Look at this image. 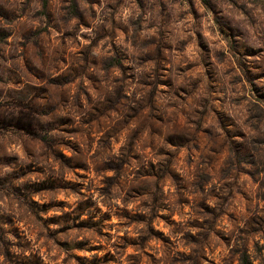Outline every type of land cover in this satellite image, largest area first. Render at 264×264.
I'll return each instance as SVG.
<instances>
[{
	"label": "clouds",
	"instance_id": "obj_1",
	"mask_svg": "<svg viewBox=\"0 0 264 264\" xmlns=\"http://www.w3.org/2000/svg\"><path fill=\"white\" fill-rule=\"evenodd\" d=\"M169 8L174 13H179L187 9L185 3L183 8L179 4L167 0ZM150 10L141 11L135 0H100V3H89V0H76L77 7L83 13L86 23L72 15L71 9L73 0H0V11L5 15L14 17L11 23L0 20V29L6 30L8 39L0 43V75H7L8 70L15 71L21 76L22 82L16 84L0 83V90L15 96L20 93L27 96V100L19 102L27 104L29 107L47 111L52 107L57 110L54 116H41L39 121L42 127H53L60 118H71L73 126L67 130L53 131L50 133L54 137V143L66 141H78L82 148H86V141L82 135L73 134L76 129L82 128V121L92 114L93 108L101 111L111 108L110 124L123 123L124 117L134 114L133 109L140 111L143 109V123L133 120L118 139L113 140L104 152L103 159L112 165L113 168L125 161H129L125 173V180L128 183L139 184L135 179V173L139 170H151L155 167L158 171L174 170L178 171L180 179L190 187L193 195L191 208H186L182 215L175 219L180 222L186 231L196 235L200 229L187 228L189 222L205 220L213 224L216 228H222L225 232L233 234V245L236 246L240 237V229L245 227L243 222L230 223L222 219L220 223H215L213 218L205 215H197L195 202L206 199L207 204L216 207L219 203L215 197L207 196V193L218 192L228 181H233L238 168L251 169L253 165L264 168V144L259 145V153L255 160H248L252 149L256 147L254 139H264V104L259 103L251 95V88L245 78V69L257 71L254 67L260 57H234L227 41L217 37L212 45V53L201 56L196 47V28L190 14L179 24L161 21L160 7L158 0H148ZM241 6L248 4V0H240ZM111 5V7H110ZM200 12L205 13V9L197 0ZM248 8H253L248 4ZM236 19L244 24L251 33L247 17L242 12L234 13ZM257 32L264 29V13L258 12ZM49 25L59 28L55 32L57 37L53 45H47L41 49V56L33 59V52L30 48H25L26 37L37 31L52 29ZM214 28L215 25H212ZM126 29V31L124 30ZM64 33L69 34L66 44H62L59 37ZM169 33H175L176 38L171 41L174 46L182 47V53H178L172 63L168 65L169 72L154 74L153 69L156 64L148 60V56L155 51L154 47H145L144 44H151L153 40L165 43ZM103 37V38H101ZM255 40V36L252 37ZM243 43V42H241ZM66 55L67 62H59L60 56ZM171 56V54H168ZM227 57L226 63H220L218 58ZM117 58H121L127 72L115 64ZM49 59L57 62V67L46 66ZM202 59L209 63L207 73L202 64ZM28 61L33 70L37 73L46 72L49 79L60 76H71L74 83L67 89L61 90L67 95L62 96L54 89L50 93L51 99H39L35 96H28L34 88L43 91L41 85L46 81L28 78L25 71V61ZM147 61V62H145ZM192 65L198 67L190 71H178L187 69ZM216 67L225 70L227 96H225V82H222L217 75ZM171 76L172 87H167L165 83H159L157 76ZM79 76V79H75ZM128 76L133 79H128ZM98 83L94 86L92 81ZM135 81V82H134ZM143 81V83H141ZM194 93V95L181 99L183 91ZM179 95H176V94ZM68 101L67 107H62L61 100ZM7 95H0V103L7 102ZM225 101L227 106L225 107ZM81 106H77V105ZM31 113L24 108L2 109L0 118L23 121L25 117H30ZM151 117H157L153 120ZM145 125H151V130L158 133L157 136H149V129ZM144 128L142 141L134 142L130 138L132 130ZM242 129V131H241ZM93 129V137L99 140L102 135ZM154 141L149 147L146 141ZM181 141L186 144L183 149H177L172 143L167 141ZM16 151L20 157V166L29 165V158L19 148L10 149ZM99 149L98 145H93L89 155ZM169 153L168 155L162 154ZM177 153L179 156L177 157ZM65 155L72 157V152ZM136 155L137 159L131 160V156ZM173 157L180 161L179 166L173 162ZM91 163V162H90ZM211 165V167H210ZM257 168V170H259ZM10 172L11 169H5ZM3 175V173H0ZM104 175L116 177L115 171H108ZM264 178V171L260 172ZM55 179L76 180L71 173L57 171ZM26 179L38 181L35 175ZM248 180V177H242ZM95 181V184L93 183ZM23 183V181H21ZM85 189L80 196H72L68 199L69 208L64 211H78L81 205L91 202L95 206L93 214H103L109 211L115 213L118 209H124L131 213H150V207H141V200H134L124 203L121 198L107 199L100 196L95 188L99 184V178L95 173L90 179L83 181ZM196 185L204 187L201 193ZM163 194L169 196L171 200L176 197V189L171 181L160 185ZM252 204L264 209V200H257V192L264 193V188L259 185H251ZM89 189H92L90 192ZM155 191V188L152 189ZM40 203L43 201L36 198ZM57 199L65 200V196L60 195ZM142 200L151 205L150 197H143ZM7 202L0 200V208L7 210ZM235 211L240 216L241 221L247 217L245 202L242 197H237L235 208L227 209ZM56 214H60L57 212ZM7 228V225L4 226ZM19 227L28 234V228L24 223ZM122 234V233H121ZM136 233H132L135 235ZM8 240L16 242V237L7 236ZM28 239H32L28 235ZM79 239H85L80 236ZM97 243L96 240L92 241ZM264 244V241H261ZM194 247V246H193ZM249 247H251L249 245ZM13 252L20 253L21 248L14 247ZM185 252L192 251V248L185 247ZM24 257L29 255L23 253ZM223 257H228V249L223 248L220 253ZM0 264H4V257L0 255Z\"/></svg>",
	"mask_w": 264,
	"mask_h": 264
},
{
	"label": "rangeland",
	"instance_id": "obj_2",
	"mask_svg": "<svg viewBox=\"0 0 264 264\" xmlns=\"http://www.w3.org/2000/svg\"><path fill=\"white\" fill-rule=\"evenodd\" d=\"M89 3H100V0H89ZM123 4L124 0H120ZM141 11L150 10L148 0H135ZM161 14V21L172 24H179L191 15L196 28V47L202 57L209 58L212 53V45L217 37L227 41L234 57H260L254 65L257 71L245 69V78L251 88V95L256 101L264 104V29L257 32L258 12L264 13V0H248V4L241 6L240 0H200V5L206 10L200 12L197 0H172V3L179 4L187 9L174 13L169 8L167 0H158ZM111 7V5H110ZM72 15L86 23L83 13L79 10L76 0H73L71 9ZM242 12L247 17L249 27L236 19L234 13ZM0 20L11 23L14 17L5 15L0 11ZM212 25H215L213 28ZM49 31H37L26 37L25 48L33 52V59L41 56V49L47 45H53L57 39L55 32L60 29L49 25ZM126 31V29H124ZM6 30L0 29V43L8 39ZM255 36V40L252 37ZM103 38V37H101ZM176 38L175 33H169L165 43L153 40L151 44H144L145 47H154L155 51L148 56L156 64L154 74L169 72L168 65L172 63L178 53L183 52L182 47L174 46L171 43ZM62 44H66L69 34L64 33L59 37ZM243 42V43H241ZM168 54H171L169 56ZM220 63H226L227 57L218 58ZM59 62L66 63V55H61ZM147 62V61H145ZM46 66L57 67L55 60L49 59ZM115 64L127 72L122 59L117 58ZM202 64L207 73L209 63L202 59ZM25 71L28 78L46 81L41 85L43 91L33 89L28 96H35L39 99H51L50 93L54 89L62 96L67 95L61 90L67 89L74 83L71 76H60L49 79L46 72L37 73L29 62L25 61ZM198 67L192 65L187 69L178 71H190ZM217 75L222 82H225V96H227L226 71L216 67ZM76 76L75 79H79ZM128 79L133 77L128 76ZM159 83H165L172 87L171 76H157ZM22 82V78L13 70H8L7 75H0V83L16 84ZM135 82V81H134ZM95 86L98 81L93 80ZM143 83V81H141ZM183 91L181 99L194 95ZM7 95V102L0 103L2 109L24 108L31 113L23 121L0 118V200L7 202V210L0 208V255L4 257V264H264V209L259 205L251 207L252 189L251 185H259L264 188V178L260 172L264 168L253 165L251 169L238 168L233 181L226 182L220 191L207 193V196L215 197L219 201L216 207L207 204L206 199L195 202L197 215H205L213 218L215 223L226 219L230 223L243 222L245 227L240 229L238 244L233 245V234L225 232L222 228H216L207 220L200 222H189L187 228L200 229L196 235L184 230L175 217L182 215L186 208H191L193 200L190 198L193 193L190 187L180 179L178 171L157 170L153 167L149 170H139L135 173L136 181L139 184L128 183L125 180V169L129 161L125 160L119 168H113L111 164L102 157L107 151L111 142L119 138L120 134L128 128L133 120L143 123V109L132 110L134 114L124 117V122L110 124L111 108L103 111L93 108L92 114L82 121L83 127L76 129L73 134L82 135L86 141V148L80 146L78 141H66L54 143V137L50 135L53 131L67 130L73 126L71 118H60L53 127H42L39 121L41 116H54L57 108L52 107L47 111H39L29 107L21 100H27V96L16 93L15 96ZM176 95H179L178 93ZM62 107L68 106V101L61 100ZM78 107L81 105H77ZM227 101H225V107ZM155 120L157 117H151ZM149 129V136H157L158 133L151 130V125H145ZM93 129L102 132L99 140L94 139ZM242 131V129H241ZM144 128L138 131L132 130L129 134L134 142L142 141ZM177 149H183L186 144L177 141H167ZM149 147L154 141H146ZM248 160H255L259 153V145L264 144V139L256 138ZM93 145H98L100 150L89 155ZM19 148L29 158V165L20 166V157L16 151L10 149ZM66 152L74 155L69 157ZM168 155L169 153L163 152ZM179 153H177V157ZM173 157V162L179 166L180 161ZM137 159L136 155L131 160ZM91 162V163H90ZM211 167V165H210ZM259 168V170H257ZM5 169H11L5 172ZM71 173L76 180L55 179L57 171ZM108 171H115L116 177L104 175ZM99 178V184L95 191L102 197L109 200L121 198L124 203L134 200H141V207H150V213H131L124 209H118L103 214H93L94 204L89 202L81 205L78 211H64L69 208L68 199L72 196L82 195L85 185L83 181L89 180L91 174ZM37 176L38 181L26 179L29 176ZM248 180H242V177ZM171 181L176 189L174 200L162 193L160 185ZM23 181V183H21ZM95 184V181H93ZM201 193H204L202 185H196ZM155 188V191L152 189ZM91 192L92 189H89ZM63 195L67 199H57ZM242 197L245 202V210L248 212L246 218L241 221L235 211L227 209L235 208L237 197ZM39 197L40 203L36 198ZM150 197L151 205L141 198ZM257 200H264V193L257 192ZM59 212L60 214H56ZM24 223L28 228V234L19 227ZM7 225V228L4 226ZM122 233V234H121ZM132 233H136L132 235ZM28 235L32 239H28ZM7 236L16 237V242L8 240ZM84 236L85 239H79ZM96 240L97 243L92 241ZM249 245L251 247H249ZM194 246V247H193ZM21 248L20 253L13 252V248ZM188 247L192 251L185 252L182 249ZM223 248L228 249V257L220 255ZM29 255L24 257L23 253Z\"/></svg>",
	"mask_w": 264,
	"mask_h": 264
}]
</instances>
